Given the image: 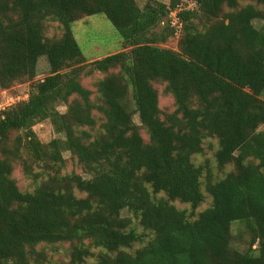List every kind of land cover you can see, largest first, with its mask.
<instances>
[{"label":"trees","instance_id":"16d2710c","mask_svg":"<svg viewBox=\"0 0 264 264\" xmlns=\"http://www.w3.org/2000/svg\"><path fill=\"white\" fill-rule=\"evenodd\" d=\"M190 1L0 0V91L29 83L0 111V264H264V0ZM93 15L122 43L88 61Z\"/></svg>","mask_w":264,"mask_h":264},{"label":"rangeland","instance_id":"374dc122","mask_svg":"<svg viewBox=\"0 0 264 264\" xmlns=\"http://www.w3.org/2000/svg\"><path fill=\"white\" fill-rule=\"evenodd\" d=\"M138 6L142 7L148 1H156L168 5L170 0H136ZM253 25L257 29H261L264 25V21L256 20L253 22ZM161 27L157 28L156 31L158 32ZM177 31L179 30V26H177ZM70 30L72 35L77 42L83 56L88 61H93L96 59L103 58L104 56L117 53L121 51V37L119 33L113 28L111 23L106 19L103 15H93L87 17L81 21H78L72 25H70ZM175 35H178V32H175ZM163 47H167L173 50H177L176 48V40L171 39ZM48 74V66L46 63L45 58H40L38 65H37V76L34 81H40L44 79ZM82 84L84 87L88 88L89 90L94 91L93 81L90 78L82 79ZM29 83L25 84H17L13 86L9 91H0V97L2 101L0 102V111L4 110L15 102L20 100H27L28 98V90H29ZM160 92V90H159ZM171 106V99L168 97H160V107L166 108ZM64 107H59L58 111L60 113L65 112ZM134 122L139 124L137 117H134ZM34 133L36 134L37 138L43 142L47 143L56 138H63L62 135H57L50 124L49 121H44L38 123L33 128ZM65 158H69V154H64ZM70 168V166H69ZM19 173V169L15 171V176L20 180V183L23 181L21 180ZM83 177H86L83 175ZM180 209H187V206H183L180 204L176 205ZM204 208V207H202ZM240 229V230H239ZM232 246L234 249L238 251H243L244 246L243 244L248 240V235L243 229V227H238L237 225L232 226ZM65 260V257L60 256V254L56 255L54 258L51 259L50 264H57L58 262H62ZM91 261V260H89Z\"/></svg>","mask_w":264,"mask_h":264},{"label":"built area","instance_id":"2783aa9c","mask_svg":"<svg viewBox=\"0 0 264 264\" xmlns=\"http://www.w3.org/2000/svg\"><path fill=\"white\" fill-rule=\"evenodd\" d=\"M183 2L187 3L189 9L194 7V4L190 0H183ZM180 10H181V6L179 5L174 11H170L168 15V19L170 20V25L172 27L177 28V26H179L180 28V24H179L178 17H177V13Z\"/></svg>","mask_w":264,"mask_h":264}]
</instances>
